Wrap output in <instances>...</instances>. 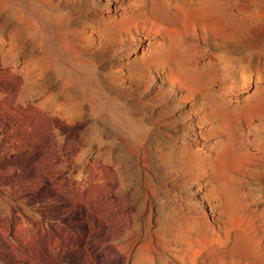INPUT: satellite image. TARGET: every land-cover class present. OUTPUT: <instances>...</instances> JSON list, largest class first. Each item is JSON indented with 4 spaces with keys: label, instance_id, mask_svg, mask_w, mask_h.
<instances>
[{
    "label": "rangeland",
    "instance_id": "374dc122",
    "mask_svg": "<svg viewBox=\"0 0 264 264\" xmlns=\"http://www.w3.org/2000/svg\"><path fill=\"white\" fill-rule=\"evenodd\" d=\"M0 264H264V0H0Z\"/></svg>",
    "mask_w": 264,
    "mask_h": 264
}]
</instances>
